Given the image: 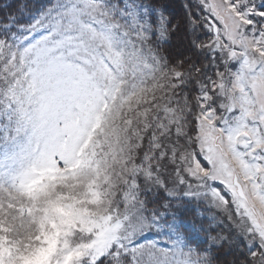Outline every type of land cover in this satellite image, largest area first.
<instances>
[{
  "label": "snow or ice",
  "instance_id": "6c2138e0",
  "mask_svg": "<svg viewBox=\"0 0 264 264\" xmlns=\"http://www.w3.org/2000/svg\"><path fill=\"white\" fill-rule=\"evenodd\" d=\"M0 0V264H264V0Z\"/></svg>",
  "mask_w": 264,
  "mask_h": 264
},
{
  "label": "rangeland",
  "instance_id": "374dc122",
  "mask_svg": "<svg viewBox=\"0 0 264 264\" xmlns=\"http://www.w3.org/2000/svg\"><path fill=\"white\" fill-rule=\"evenodd\" d=\"M179 2H180L179 0H173V4H174V3H178L177 9H174L175 11L178 10L177 12L180 11V8H179V5H180V4H179Z\"/></svg>",
  "mask_w": 264,
  "mask_h": 264
},
{
  "label": "trees",
  "instance_id": "16d2710c",
  "mask_svg": "<svg viewBox=\"0 0 264 264\" xmlns=\"http://www.w3.org/2000/svg\"><path fill=\"white\" fill-rule=\"evenodd\" d=\"M179 1H180V0H179ZM179 4H180V2H179ZM177 6H178V3H174V4H173V8H174V9H177ZM177 11H178V10H177Z\"/></svg>",
  "mask_w": 264,
  "mask_h": 264
}]
</instances>
